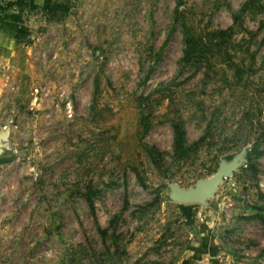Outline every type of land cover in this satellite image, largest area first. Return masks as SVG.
<instances>
[{
	"label": "rangeland",
	"instance_id": "374dc122",
	"mask_svg": "<svg viewBox=\"0 0 264 264\" xmlns=\"http://www.w3.org/2000/svg\"><path fill=\"white\" fill-rule=\"evenodd\" d=\"M4 23L0 264H264V0H33ZM239 153L204 204L170 198Z\"/></svg>",
	"mask_w": 264,
	"mask_h": 264
},
{
	"label": "water",
	"instance_id": "95a60500",
	"mask_svg": "<svg viewBox=\"0 0 264 264\" xmlns=\"http://www.w3.org/2000/svg\"><path fill=\"white\" fill-rule=\"evenodd\" d=\"M0 135V141L2 139ZM242 154H237L227 163H221L214 174L207 179H200L196 184L188 189H182L176 185L170 186V198L177 203L204 204L206 199L211 197L217 190L219 183L226 176H229L240 165Z\"/></svg>",
	"mask_w": 264,
	"mask_h": 264
},
{
	"label": "trees",
	"instance_id": "16d2710c",
	"mask_svg": "<svg viewBox=\"0 0 264 264\" xmlns=\"http://www.w3.org/2000/svg\"><path fill=\"white\" fill-rule=\"evenodd\" d=\"M31 0H0V16L4 17L6 12L11 9H24L31 6ZM143 124L145 128H148L149 122L147 120L146 115L143 116ZM174 128V139L173 146L175 153L179 158H188L194 156L197 149L202 145L205 136L199 137L196 141H194L191 145H185L184 142V133L181 127L178 124L173 126ZM262 137H264V129L262 130ZM255 149H258V145H255ZM151 154L154 155V150H150ZM154 158V157H153ZM87 192L85 194L86 201L90 208H93V200L92 195L96 193L95 190H91V188L87 187ZM199 246L201 245V241L199 242ZM198 246V247H199ZM196 259V258H195Z\"/></svg>",
	"mask_w": 264,
	"mask_h": 264
},
{
	"label": "crops",
	"instance_id": "0c3cea01",
	"mask_svg": "<svg viewBox=\"0 0 264 264\" xmlns=\"http://www.w3.org/2000/svg\"><path fill=\"white\" fill-rule=\"evenodd\" d=\"M30 2L33 3V0H31ZM19 10H21V9H11V10L7 11L6 15H5V23L8 19H10L14 15V12L19 11Z\"/></svg>",
	"mask_w": 264,
	"mask_h": 264
}]
</instances>
